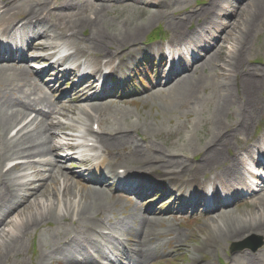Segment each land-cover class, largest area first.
Instances as JSON below:
<instances>
[{
  "label": "bare ground",
  "instance_id": "1",
  "mask_svg": "<svg viewBox=\"0 0 264 264\" xmlns=\"http://www.w3.org/2000/svg\"><path fill=\"white\" fill-rule=\"evenodd\" d=\"M100 1L104 2L96 5L95 2L92 1V7L95 14L94 18L90 19L85 17L84 14L87 10L83 8L79 12H73L70 16H64L63 18L59 17L60 19L56 18L55 23L53 24V29L51 30H49V26L43 20L38 21L35 26H42L46 28L44 33V37L46 38H49V31L55 32L60 30L63 34L59 42L63 40L67 42V33H71L70 37L74 38L77 36L79 30L84 29L88 25L92 32L86 36V41L84 42L87 47L83 50H81L79 47L81 40L79 41L77 39H73L69 45H65L61 48H59L58 45L55 46L54 43H52L51 47L58 50L65 48L67 50L66 52L68 53V56L70 57H76L80 55L81 52L83 55L90 53L96 54L92 58H88L86 60L87 64L93 60L96 70L103 65L109 64V59L113 56L111 49L114 48L117 51H125L129 46L140 43L144 37L147 27L160 20L166 21L171 27L174 28L178 39L185 40L187 37L186 33H181L180 31L183 21H175L172 19V16H174L177 11L168 8L167 3H164L161 8H157V11L149 18V23L148 21H143L142 24H140L138 21L131 20L125 16H112V20L118 26V31L114 33H105L102 30V27L105 25L102 23V15L108 10L107 2H110L111 0ZM241 1L242 3L240 5L234 7V9L229 12L225 10L231 9V1L219 0L216 2L218 6L223 8V11L218 13L219 17L217 16V18H215L212 16L211 19L206 20L212 29L200 34L196 39L195 45V49L199 52H208V48H211L212 53L208 57L206 56L204 59L198 62V68H196L197 66L193 67L188 72L178 76L172 84V87L166 89L168 94V97L165 98L166 107H168L172 112H176L178 109L177 107L182 105L185 110L192 111L197 114L204 113V110L199 106V99L196 97V95L200 90L210 89L208 95L203 99L209 101L207 108L209 109V112L211 111V113L206 119V123L212 125L213 128L209 129L207 137L203 143V147L207 150V152L211 153L215 149V145L221 136H235L236 132L238 131L247 134L251 125L264 114V99L262 98V93L264 91V74L256 68L248 67L249 65H246L245 58V52L247 50L249 39L252 37L253 33L256 35L260 29L262 14L260 7L262 4H256L254 3V0ZM64 2L72 6L73 10H77V5L75 4L74 0H64ZM158 5H161V2H158L157 6ZM13 7L18 9L20 12H30L33 14L35 12L47 10L46 4L41 8L32 2L19 3L18 1H14ZM123 7L127 8L128 5L124 4ZM48 15L52 17L51 13H48ZM5 17L6 16L3 15L0 16V23H2V26H6V24H8V22L13 19V17H11L9 20H5ZM223 19L228 21L227 24L224 25L221 23V20ZM262 20H264V18ZM108 21V18L107 20H104V22ZM121 23H124L123 27H120ZM31 26L32 24H30L28 27ZM208 28L209 26L204 27V31ZM2 29L4 30V28ZM34 37H37V35ZM56 39L57 38L53 36V40L55 41ZM229 41L234 42V44L228 48L226 47L227 45L225 46L224 44H229ZM29 48L30 47H28V49ZM71 49L73 52L69 53ZM221 54L225 56V58L227 57L228 62L223 63L219 69H214V71L211 73H207L204 70L205 67H209L211 69L214 66V59L217 61L222 59ZM83 58H85V56ZM102 59L106 62H103ZM81 66L82 63L79 65V67ZM123 66H125L126 69H129L127 64H123ZM51 68L54 70L52 65ZM12 69L15 70V67H0V71H2L0 73V78L5 77L10 82V86L5 89V93L10 91L11 95L8 99H17L15 106L19 111L10 112L5 108V112L0 113V130L1 138H5V147L16 148L19 145L22 147V153L19 152L18 154L12 155L10 157L6 156L5 159H22L23 157L18 156L24 154L25 156L30 157L34 151L41 153L45 152L47 149L46 146H48L51 137L46 136L41 147L35 145L31 137L24 136L23 131L20 128L16 131L15 135L11 137L10 132L20 125L19 119L26 115L27 112L31 111L35 103H44L42 105L49 108V113L51 115H54V112H57V108H59L61 105L56 102V99H54L57 93L55 84H48L44 86L41 79H38L35 86L27 89L26 85L23 86V83H21L18 78L21 76L30 77L31 72L27 69H24L17 77L8 73V71ZM199 72L200 74L198 75ZM220 76H223L222 81L216 78ZM75 90L76 87L71 88L70 92L73 93ZM160 93L161 91L157 92L156 94ZM31 95L35 96L33 100L29 98ZM60 99H68V96H63ZM85 101L89 100L87 99ZM89 102V104H86L83 102V100H79L78 103H73V107H77L78 111L83 112L85 115H87L89 111L98 112L107 109L109 112L121 113L125 109L119 104L118 107H112L111 104L105 105L101 101ZM232 107L234 110H232ZM125 111L128 114L130 112L127 109ZM38 117L39 115H37L36 119L33 120L34 123H37ZM55 125L59 126V123ZM125 125L126 120L118 121L114 124L116 129L113 130L114 127L110 126V128H112L110 131H117L118 133V130H120ZM69 127L70 126L64 127L62 131L68 130ZM196 128L197 122H194L192 131H195ZM102 138H104L103 148L105 152L107 148L108 158L112 164L118 163L119 161L126 162L133 169H137L139 173H143L144 169L150 166H152L150 168L154 171L153 174L156 172H163L165 174V171L179 174V169H182L181 174L183 176L187 175V166H185L184 162L177 160L180 158L175 155H173V157L169 156L168 160L165 161L162 149H160L161 153L157 152L155 157L151 156L149 151L140 155L142 150L138 148L136 149L137 152L134 155H121L116 150V143L118 142H116L117 135L107 137L104 134ZM152 158L156 159V162H151ZM162 161H164V163H162ZM211 163H216V161L214 159H202L199 166H196L192 169L190 168L192 171V178L199 175L204 169L208 168ZM17 166L18 165L13 166L9 174H11ZM235 170L240 174H243L241 168L236 167ZM236 171L229 172V170H224L225 173L230 175V179H233L234 175H236ZM66 174L71 176L69 172H66ZM63 179L64 177L62 176L60 180ZM187 179L190 180V182L193 181L191 177ZM9 183H11L12 187L17 182L12 180L9 181ZM20 185L23 188V183H20ZM27 186L28 184L25 185V187ZM56 186L57 187L54 190H52L50 187L48 193L53 191V197L51 198L64 201L68 214L62 215L59 212H55L54 214L58 215L62 219L71 216V214L76 216H79L80 214L83 215L85 212L92 209L94 210L98 206L103 207L104 205L115 202L113 195H111L106 189H98V191L90 193L88 191L78 190L77 187H64L57 184ZM86 189L87 188L85 187V190ZM74 193L80 194L81 199L79 198L77 203L71 205L70 202L67 200L65 201L64 198L69 197V199L72 201L74 199ZM49 200L50 198H46L39 203L30 201L29 204H33L32 214L27 216L25 220L12 225V227H14L13 229L6 231L7 226H9V219L0 221V264H5L4 259L15 257L18 252V248L22 247L15 246L16 240H18V237L21 234L18 228H22V233H27L29 227H33V225H36L43 218L48 217L46 213H44V209L48 213L54 212L56 210V207L49 205ZM82 202L87 204L77 208V205H80ZM21 207L22 206L18 207V212L22 210L20 209ZM28 209L29 208H26V210ZM153 214L154 212H151L150 216ZM220 217L221 215L211 220L215 229L217 230L215 231V235L217 236H214L211 241L216 240L220 248L226 245L228 240H241L247 236V233L250 235L256 233V231H264V205L262 206L259 214L255 217H247L246 219L234 216H225L224 218ZM144 223H146V228L143 227L139 229V233L144 238L143 240L149 244L150 241L147 239L146 234L150 231H155L156 226L159 225V222L155 218L146 216L144 218ZM50 256V252H47V254L43 256V259L45 260ZM252 258L257 264H264V259H262L258 254L254 257L252 256ZM73 261H75V258H70V261L67 263H75ZM129 261L134 262L133 260ZM77 264L84 263L79 262ZM92 264L100 263L95 261Z\"/></svg>",
  "mask_w": 264,
  "mask_h": 264
},
{
  "label": "rangeland",
  "instance_id": "2",
  "mask_svg": "<svg viewBox=\"0 0 264 264\" xmlns=\"http://www.w3.org/2000/svg\"><path fill=\"white\" fill-rule=\"evenodd\" d=\"M130 14H132V15H134L135 17H137V18H141L142 20H145L146 18H148V15L147 14H142V13H140V12H138V11H135V10H132V11H130L129 12ZM157 27V25H154L153 27H151L149 30L150 31H148L146 34H147V39H149V37H150V34H151V32L155 29ZM108 29H109V31H111V32H115L116 30H112L113 29V27L110 29L109 27H108ZM108 32V31H107ZM154 109V114L155 113H157V109L154 107L153 108ZM160 116L165 120V121H167L168 119H170V118H173V121H175L176 120V116L175 115H167L166 113H160ZM169 140H171L170 138L168 139V141ZM168 141H166V142H164L165 143V145H167V142ZM176 141H173V143H175ZM176 144V143H175ZM157 145L159 146V144L157 143ZM39 235H40V232H37L35 235H34V237H33V241H32V246L33 245H35L36 244V258H34V260L35 261H37V260H39L40 259V256H41V253H42V245L40 244V238H39ZM28 239V237L27 236H25L24 237V239H23V242H24V244H23V246H24V252H23V255L21 256V258H23L24 260H25V262L27 263V264H29V261H30V256L32 255V253H30V255L29 254H27L26 253V249L29 247V245H28V242H27V244H26V240ZM30 245H31V243H30Z\"/></svg>",
  "mask_w": 264,
  "mask_h": 264
}]
</instances>
